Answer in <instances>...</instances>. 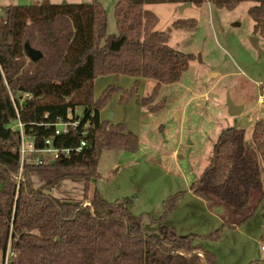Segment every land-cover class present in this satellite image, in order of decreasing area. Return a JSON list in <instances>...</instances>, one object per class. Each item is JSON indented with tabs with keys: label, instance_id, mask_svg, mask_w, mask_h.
<instances>
[{
	"label": "trees",
	"instance_id": "1",
	"mask_svg": "<svg viewBox=\"0 0 264 264\" xmlns=\"http://www.w3.org/2000/svg\"><path fill=\"white\" fill-rule=\"evenodd\" d=\"M204 1L119 0L115 6L117 35L107 33V11L97 0L17 4L4 9V15H0L2 264H219L216 253L197 239H218L223 224L213 233L182 236L167 222L184 191L163 201L160 218L150 217L158 224V233L142 230L143 217L130 210L129 197L107 201L97 188L88 196L92 179L97 180L99 175L103 151L139 149L138 135L125 122L101 118L114 94L121 91V105L136 95L137 105L158 112L164 106L163 99L156 102L159 89L179 80L194 58L192 53L170 46L169 32L156 29L158 16L145 4L202 5ZM207 1L228 9L242 1L255 3L248 13L255 22L254 33L264 38V0ZM197 23L194 18L178 19L174 26L190 28ZM26 43L39 49L43 57L36 62L30 60ZM108 74L136 80L130 88L109 84L96 97L95 79ZM141 78L156 81L149 96L139 95ZM27 93L32 97H25ZM77 106L84 111L78 129L56 136L54 145L73 149L85 139L86 146L52 162H26L18 179L20 131L10 124L19 118L39 147L53 134V124L61 118L67 120ZM254 123L253 145L264 161V119ZM249 147L244 129L227 127L215 140L210 163L189 190L204 200L218 197L244 211L251 190L260 189L259 206L264 216V175L257 160L248 154ZM32 173L44 181L39 188L31 181ZM65 179L85 181L83 198L70 201L45 192L48 186ZM249 264H264V259Z\"/></svg>",
	"mask_w": 264,
	"mask_h": 264
},
{
	"label": "rangeland",
	"instance_id": "2",
	"mask_svg": "<svg viewBox=\"0 0 264 264\" xmlns=\"http://www.w3.org/2000/svg\"><path fill=\"white\" fill-rule=\"evenodd\" d=\"M86 1L92 0H0V15L10 5ZM97 1L107 11V33L117 35L115 6L119 0ZM184 4H145L158 16L156 29L169 32L170 46L192 53L194 58L179 80L163 84L159 89L156 102L163 99L164 106L158 112L137 105L136 95L121 105V91L114 94L102 110L101 118L112 123L125 122L138 135L139 149L103 151L99 175L97 180L92 179L88 196L97 188L107 201L129 197L130 210L143 217L142 230L158 233V224L150 217L160 218L163 201L184 191L167 222L182 236L213 233L223 224L218 239L197 240L216 253L219 264H249L264 259L261 190H251L245 210L239 211L218 197L204 201L191 194L189 188L210 163L215 140L227 127L245 130L250 145L247 152L264 171V161L252 140L254 122L264 119V103L258 101L264 84V38L254 33L255 22L248 13L255 5L251 1H242L234 9L220 8L207 0L202 5L189 3L184 7ZM190 18L196 19V26H174V21ZM135 80L128 75L120 79L113 74L97 77L94 94L99 97L109 84L130 88ZM155 84L154 79H141L139 95L152 94ZM229 101L244 106L243 111L231 114ZM41 158L45 159V155ZM30 178L35 188L44 183L37 173H32ZM84 186L82 179H65L56 186H48L45 192L74 201L83 198ZM3 260L0 252V264Z\"/></svg>",
	"mask_w": 264,
	"mask_h": 264
},
{
	"label": "built area",
	"instance_id": "3",
	"mask_svg": "<svg viewBox=\"0 0 264 264\" xmlns=\"http://www.w3.org/2000/svg\"><path fill=\"white\" fill-rule=\"evenodd\" d=\"M261 89L263 92L258 98L259 103H264V84L261 85ZM25 97L31 98L32 95L25 94ZM14 100V97H12ZM74 111V112H73ZM72 113L70 114L67 120L59 119L55 124H53L54 132L51 136L45 137L43 140L42 146H35L36 137L33 135H29L24 130V124L22 121L18 120L14 122V124H10V127L15 130L20 131V173L18 179H20L22 175V170L24 163H47L56 160V158L64 155H70L73 150L80 151L83 147L86 146V140L82 139L78 147L75 148H66L61 146L54 145V139L59 135H66L73 130L78 129V126L81 123L82 117L84 116V111L82 107H75ZM94 114V113H93ZM88 122L83 124L84 131L83 133L86 135L87 133ZM41 155H45V159L41 158ZM86 202L85 204H87Z\"/></svg>",
	"mask_w": 264,
	"mask_h": 264
},
{
	"label": "water",
	"instance_id": "4",
	"mask_svg": "<svg viewBox=\"0 0 264 264\" xmlns=\"http://www.w3.org/2000/svg\"><path fill=\"white\" fill-rule=\"evenodd\" d=\"M47 3L48 2H44L43 4H47ZM184 5H185L184 7L189 6V4H184ZM255 40H257V39H255ZM26 52H27L29 59L34 61V62H36L37 60H39L43 57V53L39 49H37V48L35 49L34 47H32L28 43H26ZM228 107H229V112L231 114H239L244 109V106L234 105L231 101H229ZM112 115H113V113H110V116H112ZM263 175H264V171H263Z\"/></svg>",
	"mask_w": 264,
	"mask_h": 264
},
{
	"label": "crops",
	"instance_id": "5",
	"mask_svg": "<svg viewBox=\"0 0 264 264\" xmlns=\"http://www.w3.org/2000/svg\"><path fill=\"white\" fill-rule=\"evenodd\" d=\"M141 79H143V78H141ZM191 192V191H190ZM191 194H193L192 192H191ZM195 195V194H194ZM202 199V198H201ZM213 199H215V197L214 198H212V200ZM204 200V199H203ZM212 200H209V201H212ZM204 201H208V200H204ZM173 213H174V211H173ZM172 214V213H171ZM169 217H171V215L169 216ZM231 225V224H230ZM232 264H234V263H232Z\"/></svg>",
	"mask_w": 264,
	"mask_h": 264
}]
</instances>
